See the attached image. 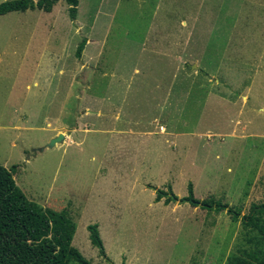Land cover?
Returning <instances> with one entry per match:
<instances>
[{
  "label": "rangeland",
  "instance_id": "1",
  "mask_svg": "<svg viewBox=\"0 0 264 264\" xmlns=\"http://www.w3.org/2000/svg\"><path fill=\"white\" fill-rule=\"evenodd\" d=\"M60 134L74 135L49 148ZM0 166L68 212L90 264L246 257L257 231L242 217L264 202V0H80L76 21L61 0L1 16ZM190 183L240 219L182 202Z\"/></svg>",
  "mask_w": 264,
  "mask_h": 264
},
{
  "label": "trees",
  "instance_id": "2",
  "mask_svg": "<svg viewBox=\"0 0 264 264\" xmlns=\"http://www.w3.org/2000/svg\"><path fill=\"white\" fill-rule=\"evenodd\" d=\"M61 0H8L0 3V17L13 12L40 10L51 13ZM68 5L71 21L79 14L80 0H63ZM87 40L78 45L76 56L82 58ZM17 166L7 169L0 166V264H90L83 254L73 246L77 226L66 215L43 208L30 201L15 180ZM171 190V189H170ZM165 204L178 201L170 191ZM168 193L158 191L156 202ZM193 207L221 212L227 210L233 220L241 217V210L229 207L213 198L199 200L194 195L193 184L188 185V196L182 199ZM243 227L255 229V245L246 257L233 256L227 264H264V202L252 204L248 215L242 217ZM91 240L102 258L108 255L98 225L88 227Z\"/></svg>",
  "mask_w": 264,
  "mask_h": 264
},
{
  "label": "water",
  "instance_id": "3",
  "mask_svg": "<svg viewBox=\"0 0 264 264\" xmlns=\"http://www.w3.org/2000/svg\"><path fill=\"white\" fill-rule=\"evenodd\" d=\"M193 69H197L198 66L197 65H193L192 66ZM209 78H212L211 76H209ZM65 141V135L64 134H60L57 137H55L54 139H52V141L49 144V148H53L55 145H57L58 143H63Z\"/></svg>",
  "mask_w": 264,
  "mask_h": 264
},
{
  "label": "crops",
  "instance_id": "4",
  "mask_svg": "<svg viewBox=\"0 0 264 264\" xmlns=\"http://www.w3.org/2000/svg\"><path fill=\"white\" fill-rule=\"evenodd\" d=\"M80 130H81V129H76V131H75L74 134H77ZM87 130H89V129H87ZM74 134H72L71 136H70L69 134H66V136H65V141H64V142L69 141V139H73L72 137H73ZM55 137H57V135H55ZM55 137H54V138H55ZM19 186H21V185L19 184ZM41 203H42V204H46V202H44V201H42ZM42 204H41V205H42ZM42 207H43V208H46V207H44L43 205H42ZM54 211H55V210H54ZM62 214L66 215V216L68 217V212H67L66 210H64V211L62 212Z\"/></svg>",
  "mask_w": 264,
  "mask_h": 264
}]
</instances>
